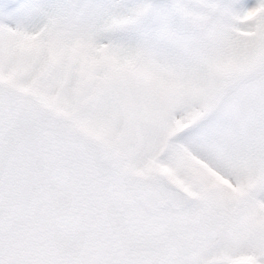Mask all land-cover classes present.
Here are the masks:
<instances>
[{"label":"snow or ice","instance_id":"snow-or-ice-1","mask_svg":"<svg viewBox=\"0 0 264 264\" xmlns=\"http://www.w3.org/2000/svg\"><path fill=\"white\" fill-rule=\"evenodd\" d=\"M0 264H264V0H0Z\"/></svg>","mask_w":264,"mask_h":264}]
</instances>
